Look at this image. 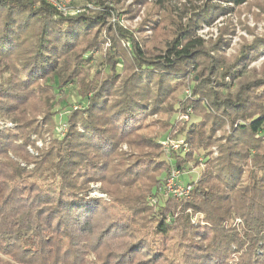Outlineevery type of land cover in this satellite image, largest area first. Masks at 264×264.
<instances>
[{"label": "trees", "instance_id": "obj_1", "mask_svg": "<svg viewBox=\"0 0 264 264\" xmlns=\"http://www.w3.org/2000/svg\"><path fill=\"white\" fill-rule=\"evenodd\" d=\"M219 1L227 4L206 0L185 24L177 22L161 50L150 51L125 29L113 30V9L104 3L89 14L63 15L43 0H0V118L16 123L0 128V264H228L234 251L240 264H264V68L255 76L247 69L264 38L233 59L220 53L221 40L206 44L196 34L202 21L249 2ZM123 36H132L129 51ZM95 49L102 51L100 71L90 74L84 55ZM69 83L77 84L84 109L69 108ZM182 87L192 97L166 106ZM188 106L198 120L180 129L190 151L176 166L190 174L184 169L199 164L202 149L209 150L206 166L197 181L180 178L193 184L190 198L167 200L157 216L148 214L146 195L158 191L167 166L147 151L162 148L142 126ZM59 109L71 111L66 134L31 155L32 134L51 131ZM175 122L167 120L171 133ZM97 182L109 202L90 196ZM140 183L145 189L137 192ZM103 209L112 214L107 226L95 222ZM188 210L202 213L205 224L192 223ZM237 218L240 226L229 224ZM95 253L100 263L91 259Z\"/></svg>", "mask_w": 264, "mask_h": 264}, {"label": "rangeland", "instance_id": "obj_2", "mask_svg": "<svg viewBox=\"0 0 264 264\" xmlns=\"http://www.w3.org/2000/svg\"><path fill=\"white\" fill-rule=\"evenodd\" d=\"M205 1L206 0H76L75 2L77 5H84L91 2L101 8V10L102 7H100V4L102 3L111 6L113 11L111 17L108 20L109 23L113 26V30H116L117 28H123L126 31L130 32L131 35L134 36V38L141 41L148 50L159 51L167 44V42H169L171 36L173 37L175 29L177 27V22L185 24L188 18L190 16H193L192 12L198 11L204 5ZM215 1L217 3H221V5L223 6L227 4L219 0ZM185 9H188V11H183ZM113 16H119V20L113 21ZM211 16H214V19L211 22L202 21L200 27L196 29V34L202 37L208 45L210 43H212L213 45L221 40L223 43L220 47V53H222V55L227 59H233L237 54L240 53L242 47L245 44L251 43L257 38H264V0H249L247 4L241 5L239 7H234L232 11L221 13L218 10L214 13V15ZM100 38L105 39L102 48L106 50L110 44L109 36L104 30H102L100 33ZM129 38L130 40H132V36H123L118 39L120 41L121 47L125 48V50L127 51H129L130 48H128L127 45L128 41H130L128 40ZM84 58L88 61L85 71L90 74H94L96 70L100 71L99 63L102 59L101 50L95 49L92 51H88L87 53H85ZM118 67L120 70V75L124 77L127 74L125 66L121 63L118 65ZM263 68L264 48L260 49L256 53V55L252 56V59L247 64V69L251 76H255L256 74L259 75L262 72ZM192 74H194V70H191L189 73L190 76ZM226 81L231 82L229 77L226 78ZM230 84L232 87L231 89H233L235 81L231 82ZM76 85L77 84L75 83H69L65 87L66 89L70 90L69 108L73 110L76 108V105L79 106L78 108L82 109L87 104L86 100H82L83 97L78 98L76 93L77 89L75 90ZM65 88L58 90V97L64 96L63 89ZM190 92L191 90L189 88L182 87L175 93L174 97H170L167 100L165 105L167 106L168 104L169 106L172 104V106L175 108V106L180 104V100H178V98L180 99L182 97H192ZM67 110L59 109V111H57V114L52 119V124H54L55 127L51 131H48V133L43 132L42 134H32V140L35 144L28 147V151L31 155H38L40 149L46 147L51 140L61 139L64 137L67 130L63 134L61 132H57V127L61 126L64 123L67 124V116L71 112H67ZM173 111L158 113V115H152L148 117V119L145 121L146 123H144V125L142 126L144 129L141 131L146 133L148 136L151 135L157 138V141L160 143V146L162 148V152L157 153L159 151L154 147L147 148V151H151L152 155L158 154L157 158L167 166V175L165 174L166 176L160 185L157 184V186H159L158 191H156V193L154 194L152 193V189L151 192L146 195V203L148 207L147 213L149 214V212L151 211L156 216L159 213V204L165 205L170 200H172V202L175 204L178 200H185L190 198L192 194L191 191L189 197L178 199L173 195H168L167 190H162L166 186L165 184L169 177L170 170L173 169V166H176V159H180L179 154L190 151V148L188 147L184 136L181 135L182 132H180V129L182 128L184 130L185 128L189 127V124L194 119L198 120V117L195 116L194 109L191 106H188L186 111H178L172 115ZM182 115H187L186 119L183 118ZM170 118L172 122H175L176 120L175 123H177L173 133H171V126L169 127L167 123V120H169ZM0 122L11 125V127L6 128L0 127L1 129H14L16 127V123L10 118H0ZM165 122L166 124H164ZM66 126L63 125L64 128H68ZM44 128L49 129L50 123L45 124ZM221 135L222 130L218 131L215 136L219 138V136ZM168 137L177 140L184 139V144H186V146H182L183 148H181L178 152L174 151L172 155H169L166 151L165 145L162 143L163 140ZM123 149L127 153L132 150V148H130L126 144L123 145ZM211 149L215 153H217V149L215 146ZM207 152H209V150L207 151L205 149H202L200 151V156L198 157L200 158V161L196 167H192V169L186 167L187 169H184L185 172H188L190 174L182 175L181 179L183 181L186 182L192 177L193 179H196V177L198 179L202 169L206 166L204 154ZM32 166L33 165H31L30 167ZM162 177L163 174L159 176V178ZM90 186V196L103 199L106 202H109L111 200L110 195L102 191L101 182L91 183ZM144 189V183H140V186L137 188V192H140ZM161 192H163L164 195H161ZM160 198H162V200H160ZM177 207L178 206H176L175 208ZM188 212L190 214V220L192 223L200 226L205 224L203 221L204 215L202 213H194L192 210H188ZM166 215L168 222H171L172 219H174L172 213L168 212ZM111 217L112 214L110 215V211L103 209L101 210V214L96 216L95 222L99 226H107L112 220ZM229 224L240 226L242 224V220L240 218H237L231 221ZM151 226L152 225H150V228ZM110 237L111 239H117L116 236L111 233ZM118 238H121V236H119ZM122 238H125V236H123ZM113 244L117 245L116 243ZM165 245H167L168 247L171 246L170 243L166 240ZM233 249H235V247H233ZM97 256L98 255L96 253L90 255V257H92L91 259L94 261H96ZM240 256L241 255L239 252L234 251L230 256L228 264H240ZM137 257V260H140V258L144 257V255H137ZM96 262L100 263L101 261L97 260ZM157 264H169V262L168 260H165V258H162L160 261H158Z\"/></svg>", "mask_w": 264, "mask_h": 264}, {"label": "built area", "instance_id": "obj_3", "mask_svg": "<svg viewBox=\"0 0 264 264\" xmlns=\"http://www.w3.org/2000/svg\"><path fill=\"white\" fill-rule=\"evenodd\" d=\"M49 4H51L53 7H55V9L63 14L66 15L68 13H91L97 10H101L98 6H96L94 3H86L84 5H77L76 4V0H43ZM118 21L119 20V16H113V21ZM128 47L130 46V42L128 41L127 43ZM189 93V92H188ZM191 93V92H190ZM83 104V103H81ZM79 106L76 105V108H78ZM183 118L186 119L187 115H182ZM10 124H4L2 122H0V127L1 128H6V127H11ZM63 125H67L66 123L62 124L61 126L57 127V132H61V133H65V131L67 130V128H64ZM13 127V126H12ZM67 127V126H66ZM165 147H166V151L168 152L169 155H172V153L174 151L178 152L181 148H183L182 146H186V144H184V139H172V138H166L165 140H163L162 142ZM187 150V149H185ZM173 160V159H172ZM183 172L177 167V166H173V169L170 170V174L169 177L167 179L166 182V188L164 187L162 190H167L168 195H173L178 199H183V198H187L190 196V193L193 189V184L192 183H186L184 184L183 182H181L180 178L182 176ZM161 195H164L163 192H161Z\"/></svg>", "mask_w": 264, "mask_h": 264}]
</instances>
